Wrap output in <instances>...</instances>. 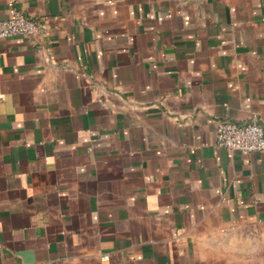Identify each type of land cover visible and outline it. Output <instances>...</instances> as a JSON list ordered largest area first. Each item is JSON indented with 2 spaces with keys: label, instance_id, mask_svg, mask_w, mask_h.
I'll return each instance as SVG.
<instances>
[{
  "label": "crops",
  "instance_id": "obj_1",
  "mask_svg": "<svg viewBox=\"0 0 264 264\" xmlns=\"http://www.w3.org/2000/svg\"><path fill=\"white\" fill-rule=\"evenodd\" d=\"M0 264H264V0H0ZM108 255L107 259L103 256Z\"/></svg>",
  "mask_w": 264,
  "mask_h": 264
},
{
  "label": "built area",
  "instance_id": "obj_2",
  "mask_svg": "<svg viewBox=\"0 0 264 264\" xmlns=\"http://www.w3.org/2000/svg\"><path fill=\"white\" fill-rule=\"evenodd\" d=\"M46 28V25L37 19L29 18L20 9L12 7L10 16L0 19V38L34 37ZM254 118L253 121L246 124L228 120L220 121L217 126L215 145L233 151H264V124L256 120L257 115ZM103 258L107 259L108 255H104Z\"/></svg>",
  "mask_w": 264,
  "mask_h": 264
}]
</instances>
